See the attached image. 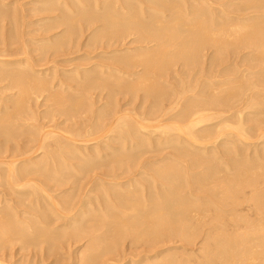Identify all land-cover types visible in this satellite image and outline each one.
Returning a JSON list of instances; mask_svg holds the SVG:
<instances>
[{
  "label": "bare ground",
  "instance_id": "1",
  "mask_svg": "<svg viewBox=\"0 0 264 264\" xmlns=\"http://www.w3.org/2000/svg\"><path fill=\"white\" fill-rule=\"evenodd\" d=\"M35 1L37 2V4H41V7H47H43L42 9L40 8L43 11H49L48 6L53 2H58V5L55 6V9L62 15V18L60 17L61 15H59L58 17L59 21H61V24L67 26L66 34H68V31H70L71 34H76V32L80 31H75V26L71 24L74 21L72 20V18L76 16L72 14L71 18L68 16V14L71 15L70 13H77L75 12L77 11L75 10L76 8H79L80 10L85 6L87 9L86 4L88 0H33V2ZM230 1L233 2V7L232 3L231 5H227V3H229ZM54 3L52 6H54ZM92 3V7L90 8L89 6V11H94L96 13L98 12V17L96 16L98 18L97 20L101 21V23L103 22L104 27V31H102V33L99 35L98 33L94 34L93 38H98L105 31L108 32V30L113 29L111 32L109 31V33L112 34L110 35L111 39H116V41L114 40L115 43H119V40H122L123 38L134 36L132 41L140 44L145 43L146 45L150 43V45L152 44L153 46L151 45V48L148 47L149 45L145 47V44L141 45L140 47L135 46V49H130L131 52H135L131 54L127 52L128 54L124 55L122 53L123 56L121 57L115 56L118 55L116 53H118L119 51L113 50L109 53L113 54L110 56L111 58H109V60L111 59L110 62L113 66L108 63L104 64V61L101 62V65L98 62V65H96V63L95 65L88 68L83 67L82 65L80 66L81 69L77 68V73L76 68V71L73 70V72H75V74L73 73V78H71L70 75L69 78L68 76H65L66 78L63 76L64 78H62V75L59 74L61 76V79L58 78V87H60L61 89L63 88L62 90L68 89V92L67 90L66 92L69 93L67 94L69 96L70 91H72L73 93L76 92L75 94L81 93L82 96L87 94L88 96V94L90 93V91L92 92V90L94 93L95 89L97 88H99L100 90L101 88H108V99L105 97L106 103L103 102L104 105H100V108H102V110L103 107H106L108 109L110 108L109 111L105 110L106 112L102 111L101 113L97 114H95L94 111V116H88L90 117V119L87 118L88 120L86 121L82 120L81 123L74 122L69 126L65 125L63 129H61L62 123H59L61 127L57 128L59 127L57 126V122L52 120L54 126H46L48 125L47 123H40V125H38L39 128L34 129V132L31 131L32 133H30L28 132V129L30 127L32 128L33 125L27 124L25 126L27 130L25 129L24 131H26L28 135H26L27 137L25 138L23 137L26 142L21 138V141H23L25 144L20 143L21 146H19L18 144H16L17 142L15 143V141H13L14 143L12 142V146H10L9 148H0L2 150H0V184L4 185L6 188H9L7 192H9L10 195H20L22 196L23 201L28 199V202L26 203H29V206L31 204L37 205L35 207L36 209L34 208V205L32 206L35 209L36 214L31 215V213H28V210L27 212L21 211L22 209L20 210L19 206L18 210H20V212L16 210L13 214V211L11 212V210L13 209H11L12 206L10 200L11 210L6 207L10 211H7L5 209L7 212H0V238L7 239L8 235H15L17 242L21 241L24 243L23 245L21 242H19L22 244L20 245L23 246L22 248H25L24 246L26 245V251L27 248L30 249L31 246L32 248L33 246L38 247V256L41 254H39V252L41 251L42 247L45 246L44 245L41 247V244H46L48 246L47 252L51 251V254L49 253V256L47 252L46 254L48 257H51L53 255V252L55 251V247L58 245L60 246L59 241H61L62 238L68 235V238H66V240L73 242L74 240L80 241V238H82V235H84V237L88 236L91 241H88L87 239L86 240L92 243L90 246H88V242H85L89 248H86L85 246L83 250L87 249V251H81L82 249H79L81 252H88L87 255L81 260L80 264H108V262L112 258L100 259V256L103 254V252L108 250V248H106L107 246L104 248L105 250H103L101 246L100 253H95V250L99 245H105L104 243H106L107 245L108 242H105L106 239L109 238L110 240L116 241V239H119L121 237V234H123V236L125 235L124 238L126 236H128V238L131 237V244L138 243L139 240H141L142 236H146L144 237L146 238V242L150 243L146 245L148 246V248H151L149 247V245L153 246L154 248L156 245H158L157 242H169L172 239L174 241L180 240L184 243L189 244V242H194V240L196 241L198 237L203 236L208 243L207 245H205V247L203 245L201 246L202 248L204 247L205 250L203 256V260L205 259V262H199L202 260H199V258H197L198 264H264V165H261L262 167H260V165H256L260 161V159L264 160V153H258L259 150L264 149V70H260L259 68V70H257L256 72L254 71L255 67L264 66V0H235V2L234 0H93ZM225 4L227 5V9H224ZM3 5L4 4L2 3V6ZM228 6H230V8ZM51 11L48 13H51ZM90 12H88V14ZM11 13H13V11ZM84 14L86 15V13ZM85 15L83 18L81 17L82 20H84L83 24H85V22L89 23V20L92 19V16L90 15H93V13L88 15L90 19ZM3 17L5 16L3 15ZM96 17H94V19ZM6 18H3V20H6ZM77 18L78 17H76V19ZM71 20L72 22H70ZM82 20L79 22L82 23ZM50 21L51 23H49V20L47 23L52 24V22H54V20L52 21L51 19ZM91 22L93 23L92 20L90 21V23ZM45 23L43 26L47 25ZM76 23L77 22H74V24ZM57 26L58 25L56 24L54 28L56 29ZM45 27L43 28L46 30ZM59 27L60 26H58L57 28ZM8 29H10V27ZM50 30L49 32H51ZM76 35H74V37ZM105 35L106 33L101 37H104ZM58 36L56 34V37L59 39ZM63 36L65 37V33L61 38H63ZM50 37L55 38L53 35ZM4 38L3 40H5ZM42 39L43 38L41 37L40 40ZM111 39L107 38V40H104L109 41ZM24 41H22V43ZM60 41L62 42V40ZM104 42L102 43L104 44ZM106 43L108 45V42ZM61 45H64V43H62ZM204 48H209L211 50L213 49V51L216 52V55H214L213 57L210 56L212 58L209 57L211 64H214V66L217 67L221 66V69L217 70L216 73L212 71L206 72L202 68L204 61L200 60V58L202 51L204 52ZM244 49H250L252 51L251 56L247 58H252L251 60L255 63L253 65L251 64V66L247 68V71H249V73H243L240 75L241 78H235L236 76L230 77L227 73L229 71H226L228 64L227 61L229 59L231 60L232 56L236 55L239 51ZM22 51L23 54L27 52L25 46ZM0 53L2 52L0 51ZM7 54L8 56L10 55L9 52ZM7 54H4V56H0V78L11 81L10 85H16V87H18L20 90L21 96H18L17 93H19V90L17 88L18 91H16L15 89L17 93H13V95L17 94L16 96L18 97H15L17 98V100L14 101L12 99L14 101L13 103L10 98L13 96H10V99L8 98L9 100H6L8 103H13L11 107H14L12 108V111L9 109L10 114L9 112H6V115L10 116L16 110V112H18L19 110L22 111L23 107L25 106L24 103L27 107V103L25 100H23V98H27L26 96H29V92L31 95L33 91H37L36 94H38V91H45L50 89L51 91L54 90L55 95H58L56 93V90H59L57 85L56 90L55 88L52 89L53 86L55 87V85H52L53 80H49V76H44L48 73L44 74V72H46L44 71L42 72L44 74L43 75L41 73L35 72V70L33 69V67L39 68L41 65L36 66V63L32 62L34 64L32 67V64L30 62L31 60L29 59L30 57L20 58L18 57L19 55L16 54V56L11 57L10 55V57H6ZM244 58L247 59L246 57ZM244 58L243 60H245ZM32 61L34 60L32 59ZM177 63H180L179 65H181L182 68H186L188 70H193L197 67L202 68L203 72L199 73V75L196 77H194L195 75L193 74L190 75L189 73H186V78H180L178 84L176 83L177 85L175 84V82H173L174 84H170L172 89L168 90L166 88L167 85H169L168 81L162 80L161 78H164L166 74L168 75L169 72H172L173 69H169V72L167 71V69L172 66L174 67V65H176ZM135 67H140L142 72L140 74H137V76L139 75L138 77L136 76L134 79H131L130 75L132 73L130 74V70L128 73V69ZM164 67H166V70L161 71ZM229 67L232 66L229 65ZM44 69H42V71ZM70 73L71 72H69V74ZM89 73H91V76L89 75ZM106 73L109 74H107L109 77L111 76L114 78H110L111 81H109L110 79L108 76L107 79L109 80H107L105 77L102 78L101 74L105 76ZM84 74H88V76L90 77L86 76V78ZM176 75H178L177 72ZM43 76L48 77L49 79L44 78ZM128 76H130V78L128 79V83H123L120 81L121 78H128ZM202 77L204 79H201ZM67 78H71V83L75 82L76 90L72 89V84L70 85V82L66 85V82L68 83ZM150 79H153V81L151 82ZM169 79H172L171 76ZM146 81H148L149 86L145 84ZM57 82L55 84H57ZM149 82H151V84ZM203 83H208L211 85L210 87L204 88ZM8 84L7 88H12V90L13 88H16L14 87V85L12 87H9ZM77 88H81V91L85 90L86 92H79L80 90ZM99 89L97 90L100 92ZM139 90L143 91L144 98L145 96H149L153 99V101L151 102L152 105L150 107H148V105L147 107H144L145 109L141 111V113H131L133 111H129V109H122V107L117 104V102L119 103V99L121 98V96L119 99L117 98V96L119 97V94H122V96H125L126 94H132L133 96V93H136ZM66 92L60 90L59 94H63ZM49 93L51 94V96L53 95V93ZM105 93L104 95L107 96ZM115 94H118L116 95L117 99L114 97ZM104 95L100 92L98 94V97L92 96L91 100L93 102L95 100V103L97 104L98 102H101V100L104 98ZM51 96L47 95L48 99L51 98ZM59 96L60 95L56 97L58 98ZM69 96H66L67 101L65 100V103L70 102L69 99L71 98L74 99V94L72 95V97L70 96V98ZM82 96L80 97L82 98ZM30 97H28L27 99L28 103H30L31 101ZM52 97L56 98L55 96ZM90 97L91 96H89V98ZM79 98H77V100H79ZM87 98L88 97H86V99ZM114 98L116 101L114 100ZM10 100L11 102H9ZM107 100H110L111 102H107ZM47 101L48 100H46V103ZM75 101L72 102L76 104L80 100L77 102ZM73 103L70 104L73 105ZM142 104L143 103H140V105ZM13 105H15L16 107ZM53 105H56L54 104V101ZM61 105H63V103H61L60 105L57 104V106H60V108H62L63 110L65 109V111L67 109H70L67 107L63 108L64 106L61 107ZM8 106V104L5 105L4 103L1 108L5 111V109H8L10 107ZM57 106L55 108H57ZM74 107H71L72 110H75ZM63 110L61 111L60 109L62 113ZM80 110H82V107ZM1 111L2 110L0 109V112ZM4 111H2V113ZM54 111L57 112L58 110ZM27 112L29 113V111ZM62 113H60V115ZM65 113L68 114V117L70 116L68 111H66ZM15 114L16 113H14V115ZM33 114L35 115V113ZM24 115L25 114H23V116ZM63 115L65 114L63 113ZM2 116V119L0 117L1 120L5 119L4 117L9 118V116H4V114H2ZM16 117L18 119V116ZM16 117H14V119H16ZM8 118L6 120H8ZM11 118L12 117L9 118V121ZM30 118L31 117L29 116V119ZM65 119L64 123H66ZM74 119L76 118L74 117ZM43 121L44 120L42 119V122ZM4 122L7 121L4 120ZM4 122L2 121L1 123ZM12 124H14V122ZM9 126H12L13 128V125H11V123ZM6 128V132H3V130H1L2 128L0 129V131H2L4 135H14V132H11L14 130V128L13 130L11 129V131H9L8 125ZM14 131L16 133V130ZM21 132H23V129L21 130ZM21 132H18L19 136L24 135L23 133L20 134ZM18 135L16 134L17 138L19 137ZM9 138L12 139L13 136H10ZM154 140L158 141L159 144H162V146H166L167 149L169 148L171 150L167 153L168 156L165 155L164 157L160 158L165 162L170 163L169 166H163L164 168L167 167L165 170H169L170 172L172 169H175V172L173 171L174 173L167 174L166 176H162L163 172H161L160 170V172L158 173L154 171L156 175H151L152 172L151 174L149 173V180L152 183L154 182L155 184L153 183L151 185L149 183L150 186L146 187V183L148 184V182H145V178L143 177H146L145 175L147 172H149V168L146 169L145 167L147 166L144 165L145 162L142 161L144 163H141V161H138L140 159L137 158H139V155L142 152L141 150H143L142 148H148V146H150V144ZM9 143H11V141ZM114 144L117 145L114 146ZM69 146L74 149L73 152H76V155L82 161L79 162V159L73 158V160L76 159L75 161L79 162V164L76 163V168L72 165L74 169L72 167L71 170L74 171L76 169L77 172L78 165L82 167L93 164L92 167L94 168L90 166L92 168V171L94 169L98 171L94 174H92L93 172H91L93 178L90 177V173L88 172L87 173L89 175L84 174V176H89L90 178H92V180H89L90 178H85L90 183L93 180L95 181L93 184L94 186L91 185L92 189L89 188L90 185L86 183L87 181L84 182L81 180V182H84L86 184L83 185L84 183H82L83 187H77L78 193H73L74 195L69 194L68 196H65L64 194L66 192L68 194L69 191H65V193H63V190L61 192H58L61 188L60 184H58L53 190L50 189V186L48 187V185H51L52 183V181H49L52 179L55 180L52 176V173L55 172L56 169L54 170V166L52 165L53 167H50V163L48 164L46 162H48L47 159L52 158V152H54L55 150L57 151L58 149L62 151L63 149L68 150L67 148H69ZM250 146H253L254 150L251 151V154H248V152L246 153V151ZM155 149L157 150L156 147ZM60 150L59 153L61 155L62 153ZM68 153L66 152L67 156L72 155H69ZM58 155L52 156L58 158L60 157V155ZM74 155L75 154H73V156ZM39 157L43 159L41 160V158ZM61 157L63 158L65 157V155H61ZM251 157H253V159ZM67 158L68 157H66L65 159L66 161ZM71 158L72 156L70 157V159ZM233 158H235V161ZM51 160V164H55V160L59 161L56 158L55 160L54 158H52ZM255 160L259 161L254 164ZM41 161L45 162L46 164L44 163V166V164L41 163L40 167L42 165L44 167H41L42 169L40 168L41 170L38 171V169L36 170L33 165H36ZM60 162L61 161H59L58 163ZM66 163L73 164V162ZM140 163L144 165L145 171L147 170L146 173L141 170L143 166L140 167ZM262 163H264V161H262ZM136 164L139 165V167L137 169H134L136 168ZM31 166L34 169L30 168ZM48 166L49 168H51V172L48 171ZM64 167L66 166L64 165ZM90 167L88 166V168ZM159 167L162 169L161 166ZM56 168H59V170H57L58 172L55 173L60 174L59 171H63L61 167L57 166ZM196 168L200 169L197 170ZM227 169H229V172H226ZM59 174H56L55 178L56 176H59ZM95 174L96 176H94ZM61 175H63L62 172ZM69 176L70 175L67 176V179L70 178L69 180H71V178L73 177ZM136 176H138L140 180L136 178ZM60 177L62 176H59V178ZM59 178L58 180L60 181ZM179 178L181 179V181L179 180V182L175 183L174 180L178 181L177 179ZM74 179L75 178H73V180ZM58 180L57 183H59ZM164 180L167 181V183L164 182L166 185L164 183H161ZM62 181L64 180H61V182ZM66 181L67 180H65L64 182ZM77 181L78 180L76 179V182ZM71 182L69 183L68 181V187H70L69 185L71 184ZM74 186L72 187L74 188ZM126 186L128 187V189H126ZM68 187L67 190H69ZM74 189H76V187ZM4 191H6L5 188ZM55 191H57L58 193H55ZM4 193L6 194V192ZM2 195L1 197H3ZM6 196L7 195H5L4 198ZM6 199L5 202L10 198H8L7 200ZM7 206H9V204ZM22 206L21 208H24ZM88 207L89 209L87 210ZM27 208L29 207L27 206ZM20 215L24 216L21 217ZM28 215H30V217H26ZM115 216L118 217L116 223L112 222ZM122 216L125 217H123V219H127H120V217ZM108 218L111 220V222ZM129 219L130 222H128ZM127 224H129V226L131 225V227L126 228ZM8 229L9 231L10 229H12V232L10 231L11 233L4 234L5 230ZM96 231H100L99 233L101 234H93L94 232L97 233ZM7 241L9 242L8 239L6 240V242ZM129 242H131V240ZM161 245L165 246L166 244L161 243ZM32 248L31 250L34 251V248ZM25 249H23V251ZM80 251H77L78 253H76L80 254ZM112 251L113 249L109 250L108 253ZM26 253L24 255H26ZM153 253L152 256H149V251H146V254L139 255V259L136 258L138 260L130 261L132 264H144V262L147 261L149 263V260L154 257V259L157 258V262L156 260H153L156 262V264H181V262L179 261L181 257L179 258V260L174 257L176 253L174 256H170L167 254V257H164L167 252H165L164 255L161 254L162 250H155ZM43 254L45 255V251ZM55 254L54 256L56 257L57 254ZM118 254L119 253H116L115 255L117 256ZM160 254L161 256L163 255L161 257L162 259H158L160 258ZM120 256L117 258H120ZM2 257L4 259V256ZM2 257L0 258L1 261L3 260ZM35 257H37V255ZM185 258L187 259V257ZM120 260L128 262L129 258L127 259L128 261L124 260L123 257H121ZM189 260H191V258L187 261ZM58 261L57 263L60 264ZM181 261L183 262V260ZM5 262L8 263L6 259ZM39 262L42 261L39 260ZM190 262L187 263L192 264ZM114 263L117 264L118 262L116 261ZM184 264L186 263L184 262Z\"/></svg>",
  "mask_w": 264,
  "mask_h": 264
},
{
  "label": "rangeland",
  "instance_id": "2",
  "mask_svg": "<svg viewBox=\"0 0 264 264\" xmlns=\"http://www.w3.org/2000/svg\"><path fill=\"white\" fill-rule=\"evenodd\" d=\"M14 1V2H13ZM0 0V4H1V6L0 7H2V8H0V10L2 9L3 10V14H2V10L0 11L1 13V15L0 16H2V17H0V30L2 31H0V33H1V37H0V51L3 53H0V56H4V54H7L8 52H9V54L11 55V57L12 56H16V55H19L18 57H20V58H29L31 61V64H32V67H33V63H36V66L37 65H43L42 67L40 66L39 68H37L36 66V68L38 69H36V68H34L33 67V69L35 70V72H37V73H41V74H43L42 72H44V71H46V72H44V74L45 73H48V74H46V75H44V76H49L50 77V79L48 78V77H44V78H48L49 80H53V83H52V85H55V87L53 86V88H52V85H51V88L52 89H54L55 88V90L57 89V87H58V78H60L61 79V76L59 75V74H61L62 75V78H64L65 76L67 77L68 76V78L71 76V78H73L74 77V74H75V72H73V70L74 71H76L75 70V68L77 69H81V67L80 66H82L83 65V67H91V66H93V65H95L96 63V65H98L99 63H100V65H101V62H103L104 64H106V63H108V64H110L111 66H113L112 64H111V59L109 60V58H111L110 56L111 55H113L112 53L111 54H109L111 51H113V50H117V51H119L118 53H116V54H118V55H115V56H119V57H121V56H123L124 54H128V53H133V52H135V51H133V52H131V50L130 49H135L136 47H140L141 45H144V44H140V43H137V42H134V41H132V39L134 38V36H129V38L127 37V38H123L122 40H119V43H115L114 42V40L116 41V39H111V36L110 35H112L111 33H109V31L111 32L113 29H110V30H108V32L107 31H105L103 34H105L106 33V35L104 36V37H101V36H99L98 38H93V35L94 34H97L98 33V35L99 34H101L102 33V31H104V27H103V22L101 23V21H98L97 19V13L96 12H94V11H89V6H90V8L92 7V2H93V0H88V2H87V4H86V6H87V9H86V7L84 6V7H82V9H80L79 10V8H76L75 10H77V11H75V12H77V13H70L71 15H69L68 14V16L69 17H71L72 18V14H74L76 17H78L77 19H76V17H74V18H72V20H74L73 22H72V20L70 21V22H72L71 24H73L74 26H75V31L77 30H80V31H78V32H76V34H71V32L70 31H68V34H66L67 32V26L65 25H62L61 24V21H59V15H61L60 13H58L59 11H57L56 9H55V6H57L58 5V2L55 4L54 2V6H52L53 5V3H49L50 5L48 6V4H47V6L49 7V11H46V10H41L43 7H46V6H43V7H41L42 5L41 4H37V2L35 1V2H33V0ZM84 1H87V0H84ZM91 1V2H90ZM237 1V0H236ZM4 4L3 6H2V3ZM234 2H235V0H234ZM33 3V4H32ZM231 3H232V7L234 6V4H233V2H229V3H227V5H231ZM7 6H6V5ZM9 4V5H8ZM14 5H15V8H14ZM22 5H23V7H22ZM41 5V6H40ZM226 4L224 5V9L226 8L227 9V6ZM38 6V7H37ZM51 7V8H50ZM53 7H54V10H53ZM229 8H230V6H228ZM41 8V9H40ZM47 8V7H46ZM81 8V7H80ZM84 8V9H83ZM228 8V9H229ZM18 9V10H17ZM24 9V10H23ZM31 9V10H30ZM36 11H35V10ZM38 9V10H37ZM15 10V11H14ZM41 10V11H40ZM52 10V11H51ZM56 10V11H55ZM13 11V13H11ZM19 13H18V12ZM40 11V12H39ZM45 11H46V14H45ZM51 11V13H48V12H50ZM87 11V12H86ZM6 12V13H5ZM36 12H38V13H36ZM44 12V13H43ZM52 12H54V13H52ZM88 12H90L89 14H88ZM84 13H86V15L84 14ZM91 13H93V15H90ZM6 14V15H5ZM15 14V15H14ZM19 14V15H18ZM77 14V15H76ZM81 14V15H80ZM86 16V17H88L89 18V16L88 15H90V16H92V21H93V23L91 24L90 23V21L91 20H89V23H87V22H85V24H83L84 23V20H82V18L84 17V15ZM88 14V15H87ZM3 15L5 16V17H3ZM10 15V16H9ZM12 15V16H11ZM35 15V16H34ZM79 15H80V18H79ZM10 18H9V17ZM15 16V17H14ZM18 16V17H17ZM26 18H25V17ZM48 16V17H47ZM97 16V17H96ZM6 17H8V18H6ZM21 17V18H20ZM52 17V18H51ZM58 19H57V18ZM61 18H62V15L60 16ZM82 17V18H81ZM85 17V18H86ZM94 17H96L95 19H94ZM3 18H6V20L4 19L3 20ZM13 18V19H12ZM19 18V19H18ZM54 18V19H53ZM60 18V19H61ZM38 19V20H37ZM40 19V20H39ZM44 19H45V21H44ZM50 19L53 21L54 20V22H52V24H49V23H51V21H50ZM56 19V20H55ZM95 21H94V20ZM3 20V21H2ZM42 20H43V22H42ZM48 20H49V23H47L48 22ZM76 20V21H75ZM83 21L82 23L81 22H79V21ZM10 21H13V22H10ZM41 21V22H40ZM98 21V22H97ZM147 21V20H146ZM10 22V23H9ZM46 22V23H45ZM56 22V23H55ZM74 22H77L76 24H74ZM44 23L45 24H47V25H45V26H43L44 25ZM55 23V24H54ZM87 23V24H86ZM11 24V25H10ZM30 24V25H29ZM40 24H42V25H40ZM54 24V25H53ZM56 24L58 25V26H60L59 28H57L56 27V29L54 28L55 26H56ZM52 25V26H51ZM85 25V26H84ZM100 25V26H99ZM45 27L46 28V30L43 28V27ZM49 26V27H48ZM65 28H64V27ZM81 26V27H80ZM83 26V27H82ZM89 26V27H88ZM3 27V28H2ZM10 27V29H8ZM41 27V28H40ZM51 27V28H50ZM18 28V29H17ZM79 28V29H78ZM16 29V30H15ZM42 29V30H41ZM43 29H44V31H43ZM48 29V30H47ZM51 29V30H50ZM54 29V30H53ZM58 29V30H57ZM65 29V30H64ZM100 29V30H99ZM102 29V30H101ZM4 30V31H3ZM13 30V31H12ZM49 30L51 31V32H49ZM83 30V31H82ZM18 31V32H17ZM43 31V32H42ZM82 31V32H81ZM14 34H13V33ZM20 32V33H19ZM49 32V33H48ZM6 33V34H5ZM8 33V34H7ZM17 33V34H16ZM43 33V34H42ZM46 33V34H45ZM61 33V34H60ZM63 33V34H62ZM64 33H65V37L63 36V38L65 39H63V38H61L62 37V35H64ZM81 33V34H80ZM44 34H45V36H44ZM55 34V35H54ZM56 34H57V36L59 37V39L56 37ZM78 34H80V35H78ZM22 35H25V36H22ZM47 35V36H46ZM54 36L55 38H53V37H50V36ZM74 35H76L75 37H74ZM7 36V37H6ZM18 36V37H17ZM69 36V37H68ZM71 36H72V38H71ZM77 36H79V37H77ZM4 37H6V38H8V39H6V38H4ZM10 37H11V39H10ZM17 37V38H16ZM24 37V38H23ZM45 38L44 40L42 39V40H40V38ZM49 37V38H48ZM108 39H111V40H109V41H105V40H107V38ZM3 38L5 39V40H3ZM70 38V39H69ZM24 39H25V41H24ZM48 39H51V40H48ZM54 39V40H53ZM68 39V40H67ZM105 39V40H104ZM19 40V41H18ZM27 40V41H26ZM30 40V41H29ZM37 40H40V41H37ZM57 40V41H56ZM60 40H62V42L60 41ZM70 40V41H69ZM4 41V42H3ZM7 41H9V42H7ZM22 41H24L23 43H22ZM49 41V42H48ZM56 41V42H55ZM65 41V42H64ZM68 41V42H67ZM74 41V42H73ZM78 41V42H77ZM105 41V42H104ZM114 43H113V42ZM118 41V40H117ZM121 41V42H120ZM3 42V43H2ZM55 42V43H54ZM67 42V43H66ZM102 42H104V44L102 43ZM106 42H108V45H107V43ZM131 42H132V44H131ZM40 43V44H39ZM50 43V44H49ZM61 45L62 43H64V45H59V44ZM69 43V44H68ZM97 43V44H96ZM111 43H113V44H111ZM122 43V44H121ZM135 43V44H134ZM5 44V45H4ZM68 46H67V45ZM102 44V45H101ZM138 46H137V45ZM17 45V46H16ZM19 45V46H18ZM25 46V48L27 49V54L25 53V54H23L22 52V49H24V46ZM101 45V46H100ZM149 45V46H148ZM152 45V44H151ZM150 45V43L149 44H145L144 46L145 47H149V48H151L152 46ZM136 46V47H135ZM143 46V47H144ZM8 47V48H7ZM17 47V48H16ZM49 47V48H48ZM94 47H96V48H94ZM103 47H105V48H103ZM107 47V48H106ZM133 47V48H132ZM6 48V49H5ZM22 48V49H21ZM62 48V49H61ZM129 50H128V49ZM2 49H3V51H2ZM42 51H41V50ZM103 49V50H102ZM128 50V51H127ZM204 50V52L202 51V53H201V58H200V60H202V61H204V63H203V65H202V68L204 69V71H206V72H209V71H212V72H214V73H216L217 72V70H219V69H221V66L220 67H217V66H214V64H211L210 63V58H212L214 55H216V52H214L213 51V49L211 50V49H209V48H204L203 49ZM250 50V49H249ZM249 50H241V51H239L236 55H234V56H232L231 57V60L229 59L228 61H227V69H226V71H231L230 73L229 72H227L228 73V75L230 76V77H235V78H241V74H243V73H249V71H247V68L249 67V66H251V64L253 65L255 62L254 61H252L251 59L252 58H250V59H248L250 56H251V50L249 51ZM5 51H8V52H5ZM101 52H102V54H101ZM124 52H126V53H124ZM128 52V53H127ZM137 52V51H136ZM248 52H250V53H248ZM12 53V54H11ZM18 53H20V54H23V55H20V54H18ZM122 53H123V55H122ZM204 53V54H203ZM246 53H248V54H246ZM16 54V55H15ZM210 54V55H209ZM10 55L8 56V54H7V56L6 57H10ZM203 56V57H202ZM210 56H212V57H210ZM209 59H208V58ZM244 57H248L247 59H245ZM243 58L245 59V60H243ZM32 59L34 60V61H32ZM93 59V60H92ZM207 59V60H206ZM90 60V61H89ZM99 60V61H98ZM109 60V61H108ZM249 60H250V63H249ZM37 61V62H36ZM177 61V60H176ZM245 61H247V62H245ZM33 62V63H32ZM42 62H43V64H42ZM83 64H82V63ZM86 62V63H85ZM99 62V63H98ZM38 63V64H37ZM41 63V64H40ZM58 63V64H57ZM74 63V64H73ZM87 63H88V65H87ZM102 63V64H103ZM249 63V64H248ZM119 64V63H118ZM180 63H177L176 65H174V67L172 66V67H167L168 69H167V71L170 69V70H172V72H169L168 73V75L166 74V76H164V78L162 77L161 79L162 80H167L168 81V83H169V85H167V89L169 90H171L172 89V87L170 86V84H174L173 82H175V84L177 83L178 84V82H179V80H180V78L182 79V78H184L185 77V75H186V73H189L190 75H195L194 77H196V76H198L199 75V73H202L203 72V69L202 68H199V67H197V68H194L193 70H188V69H186V68H182V66L181 65H179ZM71 65V66H70ZM86 65V66H85ZM229 65L230 66H232V67H229ZM52 68H51V67ZM75 66H77V67H75ZM79 66V67H78ZM212 66V67H211ZM47 67V68H46ZM60 67V68H59ZM134 67V66H133ZM262 67V68H261ZM259 66V67H255L253 70L256 72L257 70H259V68H260V70H264V66ZM44 68H46V69H44ZM138 68V67H137ZM136 67L135 68H129L128 69V73H129V70L131 71L130 72V76H131V79H134L136 76H137V74L139 73H141L142 72V70L140 69V67L137 69ZM234 68V69H233ZM10 69H12V68H10ZM41 69V70H40ZM42 69H44L43 71H42ZM54 69V70H53ZM62 69V70H61ZM78 69H77V71H76V73L78 72ZM132 69V70H131ZM140 69V70H139ZM183 69V70H182ZM56 70V71H55ZM71 72L70 74H69V72ZM71 70V71H70ZM163 70H166V67H164L161 71H163ZM246 70V71H245ZM55 71V72H54ZM58 71V72H57ZM138 71V72H137ZM201 71V72H200ZM233 71H234V73H233ZM0 72H1V68H0ZM135 72V73H134ZM137 72V73H136ZM164 72H166V71H164ZM176 72L178 73V75H176ZM191 72V73H190ZM236 72H238V73H236ZM53 73H55V74H53ZM57 73V74H56ZM74 73V74H73ZM93 73V72H92ZM94 73H95V71H94ZM184 73V74H183ZM237 75H236V74ZM67 74V75H66ZM108 73H106V75L105 76H103V74H101V76H102V78H108L109 76V74L107 75ZM172 74H174V75H172ZM56 75V76H55ZM60 77H59V76ZM70 75V76H69ZM85 75V77L87 76V77H90L91 76V73H89V75L90 76H88V74L86 75V74H84ZM115 75V74H114ZM183 77H182V76ZM64 76V77H63ZM108 76V77H107ZM116 76V75H115ZM130 76H128V78L127 77H124V78H121L120 79V81L121 82H123V83H128V79L130 78ZM133 76V77H132ZM139 76V75H138ZM137 76V77H138ZM170 76H171V78L172 79H169L170 78ZM175 78H174V77ZM178 76H180V77H178ZM204 76V75H203ZM65 77V78H66ZM84 77V76H83ZM86 77V78H87ZM187 77V76H186ZM185 77V78H186ZM67 78V79H68ZM70 78V79H71ZM113 79L114 77H109V79ZM55 79V80H54ZM70 79H68V83L66 82V85L67 84H69V82H70ZM105 79V80H106ZM109 79H107V80H109ZM111 79L109 80V81H111ZM160 79V80H161ZM201 79H204L203 77L201 78ZM215 79H218V78H215ZM0 80H2V81H0V109L2 110V111H4L1 107L3 106V104L5 103V105H9L8 107V109H5V113L3 112L2 113V111L0 112L1 114V119H2V114H4V116H9V115H6V112H9V114H10V110L12 111V108H14V107H11L12 106V104L14 103V101L15 100H17V98H15V97H18V96H21V94H20V90H19V88L18 87H16V85H14V84H12V85H10L11 84V81H8V80H4V79H2V78H0ZM102 80H104V79H102ZM151 80V82L153 81V79H150ZM186 80V79H185ZM9 82V84H8V82ZM109 81H107V82H109ZM149 81V80H148ZM148 81H146V85L147 86H149V84H148ZM204 81V80H203ZM57 82V84H55ZM151 82H149L150 84H151ZM5 83V84H4ZM130 83V82H129ZM7 84L9 85V87L11 86H13L14 85V87H16V88H13V90H12V88H7L8 86H7ZM72 84V89L73 90H76V84H75V82H73V83H71L70 82V85ZM176 84V85H177ZM56 85H57V87H56ZM210 85L211 84H208V83H203V87L204 88H206V87H210ZM6 86V87H5ZM169 86V87H168ZM3 87V88H2ZM74 87H75V89H74ZM2 88V89H1ZM5 88H7V89H5ZM17 88H18V90H19V93H17L16 91H18L17 90ZM59 88V90L57 89L56 90V93L58 94V95H60L58 98L56 97V96H58V95H55V92H54V90L53 91H51L50 89L49 90H42V91H38V94H36V92L37 91H33L32 92V94L30 95V92H29V96H26L27 98H23V100H25L26 101V103H27V107H26V104L24 103V107H23V110L22 111H18V112H14V113H16L15 115H14V113H12L10 116H9V118L10 117H12L11 119H10V121H9V118H8V120H6L7 118L6 117H4L5 119H3V120H1L0 119V121L2 122H4V120L5 121H7V122H4V123H1V126H0V129L1 130H3V132H6V127H7V125H8V128L10 127L9 125H10V123H11V125H13V128H14V130H16V133H15V131L13 130V128H12V126L9 128V131H11V129L13 130V131H11V132H14V135H12V134H8V135H4V133L2 132V131H0V148L1 149H7V148H9L10 146H12V142L13 141H15V143L16 144H18L19 146H21V144H23L24 142L23 141H25L26 142V140L24 139L25 137H27L26 135H28L27 134V132L26 131H24L25 129L27 130V128H25V126L28 124V125H33L32 126V128L30 127H28L29 129H32V130H29L28 129V132H30V133H32V132H34L33 130L34 129H36V128H39V126L38 125H40V123L42 124H48V125H46V126H54L53 125V123H52V120H54L55 122H57V126H59V127H57V128H60L61 126V129H63L64 128V126L66 125V126H69V125H72V123H74V122H82V120L83 121H86V120H88V119H90V117H91V115L92 116H94V113L95 114H97V113H101L102 111H109V109L108 108H106V107H103V110H102V108H100V105L102 106V105H104L103 104V102L104 103H106V98L109 96V93H107L108 91H109V89L108 88H105V89H102L101 87V90L99 89V88H97V89H99L100 90V92L104 95V93L107 95V96H105L104 95V98L101 100V102H98L97 104L95 103V100H94V102L91 100L92 99V96H96V97H98V94L100 93L97 89H95V91H94V93H93V90H92V92L90 91V93L89 92H87V93H89L88 94V96H87V94L86 95H83L82 96V94L81 93H78V94H75L76 92H72V91H70V96L72 97V95L74 94V99L77 97V98H79L80 96H82V98L80 97L79 98V100L81 101H79V100H77V98L75 99V100H77V101H79L80 102V105H79V102L78 103H73L72 101H75L73 98H71V99H69L70 98V96L69 95H67V94H69V93H67L68 92V89H66L67 90V92H66V90H62L60 87H58ZM9 89V90H8ZM11 89V90H10ZM15 89H16V91H15ZM77 89H79V88H77ZM5 90V91H4ZM60 90L61 91H63V92H66V93H63V94H59V92H60ZM80 90V91H79ZM78 91L79 92H82V93H85L86 91L85 90H83V91H85V92H83V91H81V88L79 89ZM103 90H105V91H103ZM107 90V91H106ZM13 91V92H12ZM46 92V93H44V92ZM59 91V92H58ZM14 92H16L17 94H18V96H16L17 94H15V95H13V93ZM41 92V93H40ZM48 92V93H47ZM49 92H51V93H53V95L52 96H55L56 98H54V97H52L51 96V94L49 93ZM139 92V93H138ZM138 92H136V93H133L134 95L132 96V94H126L125 96L123 95L122 96V94L120 95L119 94V97L117 96V98L119 99L120 98V96H121V100L119 99V103L117 102V104L118 105H120L121 107H122V109H129V111H133V112H131V113H141V111H143L145 108L144 107H147V105H148V107H150L151 105H152V101H153V99L151 98V97H149V96H145V98L143 97L144 95H143V91L141 90H139ZM3 93V94H2ZM40 93V94H39ZM98 93V94H97ZM138 93V94H137ZM6 94V95H5ZM36 94V95H35ZM79 94H80V96H79ZM91 94V95H90ZM9 95V96H8ZM38 95V96H37ZM41 95V96H40ZM47 95L49 96H51V98H49L48 99V97H47ZM65 95V96H64ZM77 95V96H76ZM116 95H118V94H115L114 95V97L116 98ZM139 95V96H138ZM217 95V94H216ZM219 95V94H218ZM6 96V97H5ZM8 96V97H7ZM10 96H13V97H10ZM30 96H33V97H35V98H33V97H30ZM66 96L68 97L69 96V100H70V102H67V103H65V100L67 99L66 98ZM79 96V97H78ZM89 96H91L90 98H89ZM130 96H132V97H130ZM11 98V100H12V102L13 103H8L6 100H9L10 98ZM28 97H30L31 99V101H30V103H28ZM39 97V98H38ZM64 97H65V99H64ZM86 97H88L87 99H86ZM96 97H93V98H96ZM106 97V98H105ZM128 97V98H127ZM9 98V99H8ZM44 98V99H43ZM46 98V99H45ZM115 98H114V100H115ZM116 98V99H117ZM131 98H133V99H131ZM135 98V99H134ZM151 98V99H150ZM33 99H35V100H33ZM59 101H58V100ZM61 99H63V100H61ZM82 99V100H81ZM104 99H105V101H104ZM108 99V98H107ZM146 99V100H145ZM11 100L9 101V102H11ZM33 100V101H32ZM46 100H48L47 101V103H46ZM50 100V101H49ZM68 100V101H69ZM130 101V102H128V101ZM133 100V101H132ZM142 100V101H141ZM25 101H23V102H25ZM45 101V102H44ZM53 101H54V104H56V105H53ZM56 101V102H55ZM58 101V102H57ZM61 101V102H60ZM67 101V100H66ZM77 101H75V102H77ZM111 102L110 100H107V102ZM116 101V100H115ZM150 101V102H149ZM51 102V103H50ZM59 102H60V104L61 103H63V105H61V107H63V108H65V107H67V108H70L69 110L67 109L66 111H68V113L70 114V116H71V118H70V116L68 117V114L67 113H65L66 111H65V109L63 110L62 108H60V106H57V104L58 105H60L59 104ZM86 102V103H85ZM149 102V103H148ZM70 103H73V105L72 104H70ZM140 103H143L142 105H140ZM28 104H30V105H28ZM33 104V105H32ZM85 104V105H84ZM89 104V105H88ZM2 105V106H1ZM95 105H97V106H95ZM13 106H15V105H13ZM48 106V107H47ZM52 106V107H51ZM57 106V108H55ZM75 106V107H74ZM77 106V107H76ZM87 106V107H86ZM90 106H93V107H90ZM16 107V106H15ZM28 107H29V109H28ZM74 107L75 108V110L77 111H75L74 109L72 110V108ZM81 107H82V110H80L81 109ZM84 107V108H83ZM117 107V106H116ZM131 107V108H130ZM31 108H33V109H31ZM52 108V109H51ZM55 108V109H54ZM104 108H106V109H104ZM10 109V110H9ZM58 110L57 112H55L54 110ZM60 109H61V111L63 110V113L65 114V115H63V113L60 111ZM50 110H51V112H50ZM78 110H79V112H78ZM84 110V111H83ZM97 110H99V111H97ZM135 110V111H134ZM27 111H29V113L27 112ZM34 111V112H33ZM54 111V112H53ZM60 111V112H59ZM65 111V112H64ZM95 111V112H94ZM105 111V112H106ZM124 111V110H123ZM20 112H22V113H20ZM25 112V113H24ZM28 114H27V113ZM43 113V114H41V113ZM94 112V113H93ZM18 113V114H17ZM33 113H35V115L33 114ZM48 113H50V114H48ZM57 113H58V115H57ZM60 113H62L61 115H63V116H61L60 115ZM80 113V114H79ZM23 114H25L27 117H28V119H27V117L24 115L23 116ZM38 114V115H37ZM75 114V115H74ZM85 114H88V115H85ZM22 116V117H20V116ZM46 115V116H45ZM56 115V116H55ZM73 115V116H72ZM16 117V116H18V119H17V117H16V119H14V117ZM29 116L31 117L30 119H29ZM34 116V117H33ZM43 116H44V118H43ZM51 116V117H50ZM66 117V119H65V117ZM77 116V117H76ZM88 116H90V117H88ZM24 117V118H23ZM63 117V118H62ZM74 117L76 118V119H74ZM53 118V119H52ZM88 118V119H87ZM262 118V117H261ZM42 119L44 120L43 122H42ZM48 119H50V120H48ZM64 119H65V122L66 123H64ZM79 119V120H78ZM30 120V121H29ZM57 120V121H56ZM62 120H63V122H62ZM32 121H35V122H32ZM37 121V122H36ZM49 121V122H48ZM61 121V122H60ZM14 122V124H12ZM28 122V123H27ZM30 122V123H29ZM32 122V123H31ZM7 123V124H6ZM22 125H20V124ZM36 123V124H35ZM59 123H64L63 125L61 124V126H60V124ZM17 126V127H16ZM38 126V127H37ZM34 127V128H33ZM18 128H19V130H18ZM23 129V132H21V130ZM8 131V132H9ZM21 132L20 134H24V135H18L19 133L18 132ZM32 131V132H31ZM16 134L19 136L18 138L16 137ZM2 135V136H1ZM6 136V137H5ZM10 136H13V138L12 139H10L9 137ZM16 137V138H15ZM24 137V138H23ZM7 138V139H6ZM23 139V141H21L22 139ZM14 139V140H13ZM17 139V140H16ZM7 140V141H6ZM11 141V143H9ZM19 141V142H18ZM21 141V142H20ZM161 141V140H160ZM154 142V143H153ZM151 144H150V146H148V148L147 147H145V149L144 148H142L143 150H141L142 152H141V154H142V156H141V154L139 155V158H137V159H140V160H138V161H141V163H144V165L145 166H147V167H145L146 169H148L149 168V172H147V170L145 171V168H144V165L143 164H141L140 165V167L141 166H143L142 168H141V170L142 171H144L145 173H146V177H143V178H145L144 179V181L145 182H148V184L146 183V187H148V186H150L149 185V183L152 185L153 183L149 180L150 179V174H151V172H152V174L151 175H156V173H158V172H163V174H162V176L163 175H167V174H172V173H174L175 172V169H172L170 172H169V170H165L166 168H164L163 166H169L170 165V163L169 162H165L163 159H161L162 157H164L165 155H167V153L168 152H170L171 150L168 148L167 149V147L166 146H162V144H159V142L158 141H156V140H154ZM7 143V144H6ZM14 143V142H13ZM21 143V144H20ZM25 144V143H24ZM153 144V145H152ZM8 145V146H7ZM117 144H114V146H116ZM152 145V146H151ZM68 147V146H67ZM67 147H64V148H67ZM155 147L157 148V150L155 149ZM253 146H250L249 148H248V150H247V148H246V153L248 152V154L250 153H252L251 151H253L254 150V147L252 148ZM159 148V149H158ZM252 148V149H251ZM0 149V150H1ZM63 149V148H62ZM68 150H65V149H63V151L62 150H60V149H58L57 151L55 150L54 152H52V154H51V157L52 158H54V160H55V158L56 159H58L59 161H61L60 163H58L59 161H57V160H55L56 162H55V164H51V162H52V158H50V159H47L48 160V162H46V163H50L49 164V166L51 167L52 165L54 166V170H55V172H58L57 170H59V168H56L57 166L58 167H61V169L64 171H59L60 172V174L59 173H55V172H53L52 173V176H53V178L55 179V180H50L49 182H51L52 181V183H51V185H54V186H51V185H48V187L50 186V189L51 190H53V189H55V187L58 185V184H60V189H59V191L58 192H61L62 190L64 191L63 193H65V191H69L68 192V194H67V192L64 194L65 196H68L69 194L70 195H74L73 193H78L77 192V189L81 186V187H83V185H85L86 183L87 184H89L90 185V189H92V186H94L93 184H94V180L90 183L88 180H86V179H89L90 177H92L93 178V175L92 174H94V173H96L97 171H96V169H94L93 171H92V168H94V167H92V165L91 164H89V165H87V166H82L83 167V169H82V167L81 166H79L78 165V167H77V172H76V169L73 171V170H71V168L73 167V166H75V168H76V163H78L79 164V162H82L81 161V159L80 158H78V156L76 155V152H73L74 151V149L73 148H71L70 146H69V148H67ZM71 149H72V151H71ZM164 149V150H163ZM251 149V150H250ZM59 150L61 151V155H65V157H61V155H60V153H59ZM145 150V151H144ZM156 150V151H155ZM163 150V151H162ZM2 151V150H1ZM68 153V152H70V153H68L69 155L70 154H72V155H70V156H67L66 155V152ZM262 151V152H261ZM59 153V155H60V157H53L52 155H58V153ZM73 152V153H72ZM145 152V153H144ZM56 153V154H55ZM259 154H262V153H264V149H262V150H259V152H258ZM73 154H75L74 156H73ZM149 154V155H148ZM58 155V156H59ZM72 156V158L70 159V157ZM141 156V157H140ZM168 156V155H167ZM166 156V157H167ZM252 156V155H251ZM66 157H68L67 158V161L65 160L66 159ZM150 157V158H149ZM155 157V158H154ZM161 157V158H160ZM39 158H41V157H39ZM39 158H37V159H39ZM73 158H77V159H79L78 161L79 162H77V161H75L76 159H74L73 160ZM157 158H158V160H157ZM252 159H253V157H251ZM43 158H41V160H42ZM234 159V161H235V158H233ZM237 159V158H236ZM251 159V160H252ZM63 161H66V162H69V163H71V162H73V164L71 163V164H67L66 162H63ZM75 161V162H74ZM142 161H144V162H142ZM167 161V160H166ZM257 161H259V160H257ZM256 160H255V162H254V164H256V162H257ZM262 161H264V160H262V159H260V161L256 164V165H260V167H262L261 165H264V163H262ZM41 163L42 164H44L45 162H43V161H41V162H39V163H37L36 165H33V167L37 170L38 169V171L39 170H41L42 168L41 167H44L45 166V164H44V166L42 165L41 167H40V165H41ZM64 163V164H63ZM66 163V164H65ZM168 163V164H167ZM262 163V164H261ZM63 164V165H62ZM139 164V163H138ZM149 164V165H148ZM162 164V165H161ZM163 164H166V165H163ZM64 165L67 167H64ZM69 165H71V166H69ZM73 165V166H72ZM161 166L162 167V169L159 167V166ZM49 166H48V171H52L51 170V168H49ZM52 166V167H53ZM63 166V167H62ZM88 166L90 167V168H88ZM150 166V167H149ZM68 167H69V169H68ZM136 168H134V169H137L138 167H139V165H137L136 164V166H135ZM159 167V168H158ZM30 168H32V166L30 167ZM34 168H32V169H34ZM41 168V169H40ZM63 168H66V169H68V170H66V169H63ZM80 169V171H79V169ZM154 168H157V169H154ZM50 169V170H49ZM73 169H74V167H73ZM89 169H90V172H89ZM104 169V168H103ZM197 170H199L198 168H196ZM195 169V170H196ZM53 170V171H54ZM151 170V171H150ZM160 170V171H159ZM163 170V171H162ZM165 170V171H164ZM180 170H182V169H180ZM194 170V171H195ZM196 170V171H197ZM229 169H227L226 170V172H229L228 171ZM68 171V172H67ZM69 171H70V173H69ZM71 171H73V172H71ZM95 171V172H94ZM154 171L156 172V173H154ZM174 171V172H173ZM61 172L63 173V175H61ZM79 172H80V174H79ZM90 173V177L89 176H84V174H86V175H89L88 173ZM91 172H93L92 174H91ZM165 172V173H164ZM73 173V174H72ZM76 173V174H75ZM150 173V174H149ZM58 175L59 174V176H62L63 177V179H62V177H60L59 178V176H56V178H55V175ZM72 174V175H71ZM75 174V175H74ZM68 175H70V176H72L73 178H75L74 180H73V178H71V180H69V179H67V176ZM148 175V176H147ZM69 176V177H70ZM84 176V177H83ZM94 176H96V174L94 175ZM82 179H81V178ZM58 178L60 179V181L58 180ZM80 180H79V179ZM84 178V179H83ZM86 178V179H85ZM92 178H90L89 180H92ZM136 178H138L139 180H140V178L138 177V176H136ZM148 178V179H147ZM76 179L78 180L77 182L79 183H77L76 182ZM184 179H185V177H184ZM57 180L59 181V183H57ZM61 180H67L66 182H64V181H62L61 182ZM81 180L82 181H84V182H86V183H84V182H81ZM147 180V181H146ZM178 181H176V180H174L175 181V183H177V182H179V180L181 181V179L179 178V179H177ZM182 180H183V176H182ZM68 181H69V183L71 182V184L69 185L70 187H68ZM150 181V182H149ZM170 181V180H169ZM168 181V182H169ZM48 182V183H49ZM55 182H56V184H55ZM80 182H81V185H80ZM167 183V181L166 180H164V181H162L161 183L163 184V183ZM171 182V181H170ZM67 183V184H66ZM75 183V184H74ZM82 183H84L83 185H82ZM164 183V184H165ZM77 184V185H76ZM155 184V183H154ZM169 184V183H168ZM167 184V185H168ZM63 185V186H62ZM64 185H66V186H64ZM74 185H76V186H74ZM92 185V186H91ZM166 185V184H165ZM170 185H172V184H170ZM72 186H74V188L76 187V189H74ZM65 189H63V188ZM67 187H68V189L69 190H67ZM78 187V188H77ZM4 188H5V190L6 191H4ZM73 188V189H72ZM126 189H128V187L126 186ZM9 190V188H6L4 185H1L0 184V194L2 195V194H4V195H2L3 197H1V195H0V201H1V203H0V212L2 211V212H7V211H10L11 209H13V210H11V212L13 211V214H14V212L17 210L18 212H20V210L21 211H25V212H27V210H28V213H31V215H33V214H36V212H35V207L37 206L36 204L34 205V204H31L30 206H29V203H26V202H28V199L27 200H24L23 201V199H22V196H20V195H15L14 193V195H10L9 194V192H7ZM72 190H73V192H72ZM74 191H76V192H74ZM4 192H6V194L4 193ZM57 191H55V193H56ZM57 192V193H58ZM97 192V191H96ZM96 192H94V193H96ZM5 195H7L6 197H7V199L8 198H10V199H6V197L4 198V196ZM10 195V196H9ZM201 195H203V194H201ZM63 196V195H62ZM14 197H16V198H14ZM17 197H19V198H17ZM22 200H21V199ZM23 198H25V197H23ZM5 199L7 200L6 202H5ZM18 199H19V202H18ZM10 200H11V209H10ZM14 200V201H13ZM17 201V202H16ZM22 201V202H21ZM9 202V203H8ZM13 202V203H12ZM23 204V206H22V204ZM9 204V206H7ZM13 204H15V205H13ZM16 204H18V205H16ZM26 204H27V206L29 207V208H27V206H26ZM25 205V206H24ZM34 205V208L32 207ZM3 206V207H2ZM15 206H16V208H15ZM20 208H19V207ZM21 206L22 207H24V208H21ZM5 207V208H4ZM6 207H8L9 209H7ZM32 207V208H31ZM18 208L20 209V210H18ZM7 211H6V210ZM26 209V210H25ZM30 209V210H29ZM89 209V207L87 208V210ZM33 212V213H32ZM21 216V215H20ZM19 216V217H20ZM24 216V215H23ZM23 216H21V217H23ZM26 217H30V215H28V216H26ZM123 217L124 216H122V217H120V219H123ZM110 218V217H109ZM108 218V219H109ZM113 218V217H112ZM117 218V219H116ZM125 218V217H124ZM107 219V220H108ZM111 219V218H110ZM109 219V220H110ZM127 219V218H126ZM126 219H123V220H126ZM112 220V219H111ZM111 220H110V222H111ZM117 220H118V217H114L113 218V220H112V222H117ZM128 222H130V219L128 220ZM129 224H131V223H129ZM129 224H127V226H126V228H130L131 227V225L129 226ZM118 227V226H117ZM117 230V229H116ZM9 231V229L8 230H5V233L4 234H9V233H11L12 232V229H10V231ZM97 233H93V234H101V233H99L100 231H96ZM68 234V233H67ZM109 234V233H108ZM5 236H7V235H5ZM68 236V235H67ZM64 237V238H62V242L61 241H59L60 242V246L58 245V246H56L55 247V251L53 252V255L51 256V257H48L50 254H51V251L50 252H47V249H48V246L46 245V244H41V247L42 246H44V247H42V249H41V251L39 252V256H38V247H34L33 246V248H32V246L30 247V249L29 248H27V251H26V245L24 246L25 248H22L23 246H20V245H24V243L23 242H21V241H19V242H21V243H19V242H17L16 241V237H15V235L13 236H11V235H8V240H9V242L7 243L6 242V238L5 239H2V238H0V258L2 257V256H4V259H3V257H2V259L4 260V262H3V260L0 262V263H6V264H58L57 263V261L60 263V264H63V263H65V264H80V262H81V260L87 255V253L88 252H86L87 251V249H84V250H86L85 252L86 253H84V252H81V251H84L83 250V248H85V246H86V248L88 247V246H90L91 245V243L92 242H88V241H91L89 238H88V236H85L84 237V235H82L83 237H84V239H83V237L82 238H80V241L79 240H74L73 242H70L69 240H66V238H68V237ZM123 236V234H121V237L119 238V239H116V241L115 240H110L109 238L108 239H106L105 240V242H108L107 243V245H106V243H104L105 245H99L97 248H96V250H95V253H100L101 252V246H102V248H103V250H105L104 248L106 247V248H108V250H106V251H104L103 252V254L100 256V259H106V258H112L109 262H108V264H115L114 262H118L117 264H120L121 262V264H132L131 263V261H136V260H138L139 258V255H141V254H146V251L148 252L149 251V256H152L154 253V251L155 250H158V251H160V250H162V253L161 254H165V252H167L165 255H164V257H167L168 255H175V253H176V255L174 256V257H176L177 258V260H179V258H180V262H181V264L183 263L184 264V262L186 263V264H189V263H187V262H190V263H192V264H198V259L197 258H199V260L201 259L202 261H199V262H203L204 260H203V256H204V253H205V250H204V247H205V245H207L208 243L206 242V240L204 239V237L203 236H201V237H198L197 239H196V241L194 240V242L193 241H191L192 242V244H191V242H189V244H187V243H184L183 241H174L173 239L171 240V241H165V242H160V243H158L157 242V244L158 245H156L154 248H153V246H151V245H149V247H151V248H148V246H146L147 244H150L149 242H146V238H144V237H146V236H142L141 237V240H139V242L138 243H133V244H131L132 243V238L130 237V238H128V236H126L125 238H124V236ZM13 237V238H12ZM90 237V236H89ZM121 238H123V239H121ZM13 239V240H12ZM81 239H83V240H81ZM88 241H87V240ZM64 240V241H63ZM131 240V242H129ZM110 241V242H109ZM118 241V242H117ZM203 241V242H202ZM6 242V243H5ZM17 242V243H16ZM58 242V243H59ZM78 242H80V243H78ZM85 242H88V246L86 245V243ZM115 242V243H114ZM121 242H123V243H121ZM175 242V243H174ZM178 242V243H177ZM16 243V244H15ZM19 243V244H18ZM77 243V244H76ZM112 243H114V244H112ZM117 243V244H116ZM144 243H146V244H144ZM161 243L162 244H166L165 246H162L161 245ZM6 244V245H5ZM14 244H15V247H14ZM25 244H27V243H25ZM109 244V245H108ZM119 244H120V246H119ZM160 244V245H159ZM13 245V246H12ZM17 245V246H16ZM114 245H118L117 247L116 246H114ZM142 245V246H141ZM145 245V246H144ZM187 245V246H186ZM204 246L203 248L201 247V246ZM110 246V247H109ZM167 246V247H166ZM11 247H14V248H11ZM28 247V246H27ZM40 247V246H39ZM47 247V248H46ZM58 247H60V248H58ZM65 247V248H64ZM114 247V248H113ZM158 247H160V248H158ZM162 247V248H161ZM170 247H171V249H170ZM31 248L34 250V251H32L31 250ZM46 248V249H45ZM89 248V247H88ZM158 248V249H157ZM168 248V249H167ZM175 250H174V249ZM200 248H202V249H200ZM2 249H3V251H5V252H3L2 251ZM20 249V250H19ZM23 249H25L24 251H23ZM59 249V250H58ZM81 251H80V250ZM111 249H113V251L112 252H110V253H108L109 252V250H111ZM117 249V250H116ZM153 249V250H152ZM177 249V250H176ZM184 249H185V251H184ZM13 250V251H12ZM43 250V251H42ZM74 252H73V251ZM102 250V251H103ZM168 250V251H167ZM199 250H201V251H199ZM204 250V251H203ZM3 253H2V252ZM12 251V252H11ZM17 253H16V252ZM44 251H45V255L43 254L44 253ZM57 251V252H56ZM77 251H80L79 253L80 254H77L78 252ZM153 251V252H152ZM165 251V252H164ZM176 251V252H175ZM27 252V253H26ZM46 252L48 253V256H47V254H46ZM73 252V253H72ZM77 252V253H76ZM145 252V253H144ZM201 252V253H200ZM15 253V254H14ZM21 253V254H20ZM26 253V255H24ZM32 253H33V255H32ZM50 253V254H49ZM57 255H56V254ZM83 253V254H82ZM107 253H108V255H107ZM116 253H119L120 255H122V256H120L119 254V256H120V258H117V257H119L118 255L116 256L115 254ZM123 253V254H122ZM153 253V254H152ZM188 253V254H187ZM199 253V254H198ZM7 254V255H6ZM12 254V255H11ZM19 254V255H18ZM37 255V257H35L36 255ZM54 254L56 255V257L54 256ZM74 254H76V255H74ZM114 254V255H113ZM128 254V255H127ZM129 254H130V257H129ZM161 254H160V258H158V259H162L161 257L163 256H161ZM168 254V255H167ZM192 254V255H191ZM14 255V256H13ZM30 255V256H29ZM32 255V256H31ZM67 255V256H66ZM126 255V256H125ZM133 255V256H132ZM167 255V256H166ZM201 255V256H200ZM5 256H6V258H5ZM7 256H8V259H7ZM12 258H11V257ZM41 256H42V258H44V259H42L41 258ZM43 256H45V257H43ZM47 256V257H46ZM75 256V257H74ZM82 256V257H81ZM136 256V257H135ZM193 258H192V257ZM200 256V257H199ZM9 257H10V259H9ZM16 257V258H15ZM20 257V258H19ZM65 257V258H64ZM74 257V258H73ZM121 257H123V259L124 260H127L128 258H129V261L128 262H124L123 260H120L121 259ZM163 257V258H164ZM185 257H187V259L185 258ZM38 258V259H37ZM46 258H47V260H46ZM72 258V259H71ZM76 258V259H75ZM125 258H127V259H125ZM136 258H138V259H136ZM156 258V257H155ZM191 258V260H189V261H187L188 259H190ZM196 258V259H195ZM5 259L8 261V263L7 262H5ZM13 259H15V260H13ZM29 259V260H28ZM31 259V260H30ZM58 259V260H57ZM22 260H23V262H22ZM39 260L40 261H42V262H39ZM114 260V261H113ZM121 262H120V261ZM153 260H156V262H157V258L156 259H154V257H152L150 260H149V263H148V261L147 262H144V264H156V262L155 261H153ZM181 260H183V262L181 261ZM185 260V261H184ZM197 260V261H196ZM11 261V262H10ZM12 261H13V263H12ZM18 261V262H17ZM31 263H30V262ZM48 261V262H47ZM178 261V262H179ZM195 261V262H194ZM21 262V263H20ZM56 262V263H55ZM79 262V263H78ZM205 262V261H204ZM143 264V263H142Z\"/></svg>",
  "mask_w": 264,
  "mask_h": 264
}]
</instances>
